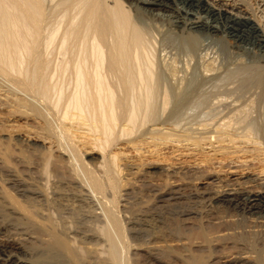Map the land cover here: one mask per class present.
<instances>
[{
  "label": "bare ground",
  "instance_id": "obj_1",
  "mask_svg": "<svg viewBox=\"0 0 264 264\" xmlns=\"http://www.w3.org/2000/svg\"><path fill=\"white\" fill-rule=\"evenodd\" d=\"M258 3L264 12V0H258ZM247 10L237 0H0V76L6 79L8 91L21 93L24 99H27L28 95L46 98L52 92L53 88L51 89L50 86H52L51 81L55 74L53 71L54 76L52 77L51 61L45 60L46 58L43 59L42 54L48 53L50 48L51 50L55 48L58 53L62 52L63 57L60 58L61 61L59 59V67H56L59 69V80L65 86H73L74 95L71 92L73 97L65 95V104H61L65 106V112L60 114V118L61 120L64 117L70 118L69 113L71 112L74 117V112H77L76 115L79 113L83 116L82 119L89 115V118L87 117L90 122L89 127H91L89 129L96 134L99 133L104 138L102 139L103 142L99 139L103 143L100 147L102 150L103 148L107 149L119 139L115 138V127L120 122L130 127L128 131L130 135L131 132L146 126L145 124L148 122L154 125L168 126L170 123L174 124L182 114L186 116L187 111L192 107L191 104L196 103L198 92L206 80H209L215 72L214 63L213 65L206 63V65H201V69L192 70L190 74L192 78L185 80L183 77V79H178L183 74L178 78L177 75L189 70L187 61L186 64L184 62L186 67L180 69L176 61L169 62L167 59L168 64L166 63L164 67L162 65L153 67L152 64L154 63H148L147 58L148 53L153 51L149 45L150 35H153V33L150 34L151 30H157L160 33L163 50L174 51V56L184 57L189 63L198 59L206 47L203 46L205 41H213L215 44L217 42L219 46L216 48L217 45H213L218 50L217 55L219 54L223 62L232 64L239 56H252L250 52L252 49H247L244 44L264 49V18L263 21L256 22ZM164 23L168 27L167 30L163 32V27L159 31L160 26H164ZM57 51H55L56 54H58ZM21 52L30 56L27 61V64L32 68V73H29L32 74L30 77L26 76L27 74L19 77L20 72L19 76H13L14 72L13 75L11 74V69L15 65L12 63L15 57L11 61V55L13 57V55ZM205 52L207 54L206 49ZM47 55L51 56L49 53ZM61 55L58 56L61 57ZM174 58L172 57L173 60H176ZM201 59L203 58L201 57ZM259 62L264 63V61ZM236 63L240 64V60ZM261 68L256 64L250 70L254 72L253 77L264 92V73ZM61 91L63 94L62 89ZM159 96H162L160 107L157 106L159 102H156ZM61 101L59 100V102ZM235 106L231 103L225 104L224 107L229 109L228 112H234ZM69 108L74 109V112L68 111ZM83 112L86 116L83 115ZM232 114L224 115L215 124L213 130L204 129L202 133L197 131L196 134L199 135L193 131L186 132L181 136L169 133L152 135L163 141L172 137L179 141H191L194 145L199 146L202 141L213 138L217 143L222 144L228 137L239 134L249 137L256 131L255 133H258L259 138L264 142V133L262 132L264 129L260 125L255 123L251 126L249 124L241 125L243 121L237 122L238 117L237 121H234L236 119H233L232 116L234 115ZM79 116L78 120L81 118ZM91 123L95 125L91 126ZM211 124L210 122L209 125L212 126ZM207 126L203 127L206 128ZM3 132V130L0 131V234L4 238H2L3 241H0V264H85V256L82 257L79 254L74 242L78 241L76 238L81 234L84 239L82 237L78 239H83L84 243L92 245L93 234L90 233V227L87 226L85 230L81 229L80 232V227H77L80 220H76L75 208L74 210L73 208L70 209V206L68 207L65 202L73 199L74 203H91V198L87 193L90 192L91 195L95 188L100 191L99 182L91 174L92 170L90 172L86 163L81 162L83 164L82 171H85L86 178L82 176L85 181L81 180L83 182L80 183L74 176L77 169L72 162H68L69 164L72 163L71 166H63L62 164L60 166V164L48 162L47 168L51 169L54 177L49 180V183H46V185L50 184L51 187L49 185L50 188L44 187V189L42 187L43 180L41 181L39 176L40 172H37L40 163L35 161L41 155L39 149L30 148L23 137L19 136L20 134L7 136V133L3 134ZM194 135L197 137H193ZM5 136H7L6 139ZM228 142L233 141L230 138ZM61 144L63 145V143ZM100 147L98 150L101 149ZM59 151L60 155L67 159L70 158L72 161L79 157L72 149ZM66 173L74 175L66 176ZM77 174L79 175V173ZM146 174H150V172ZM213 177L214 175L208 173L199 176L197 179L202 182ZM38 180L41 182L39 183ZM64 184L70 186L69 189L72 188V190L77 187L79 190H83L86 187L88 192L82 191L80 195L78 191L79 195L73 194L69 192L72 190H66L68 186L66 189L61 188ZM227 186L220 189L218 187L219 190L214 191H200L196 188L190 190L189 194L187 192L188 195L186 196L185 193H181L179 187H169L162 191L154 190V197L156 203L166 204V207L173 205L172 208L180 204L181 200L188 199L189 201L191 199L197 205H203L202 207L205 209L204 218L206 219L211 218V213L217 207H221L220 209L225 210V212L229 210L240 212L238 214L240 217L264 218V189L253 190V188H229ZM72 201H68V203L70 204ZM189 204L191 205L190 202ZM93 205L94 202L91 206L93 207ZM180 206L178 209L183 207L180 208ZM107 208L106 210H108ZM199 210L197 211L195 208L177 210L181 217L197 220L198 223L193 224V226L197 229L196 236L202 243L197 248L198 252H202L199 253L201 256L189 254L191 257L186 258V264H206L218 258H227V256L215 257L217 254L214 256L213 253L216 249L214 250L213 247L218 244V239H214L217 243L213 245L215 241L211 242L209 238L211 230L218 231L217 228H220V225L210 226L204 222L206 223L204 226L205 224L202 222L203 212ZM104 211L103 213H105ZM67 214H72L74 223H77L76 226H70L71 223L67 220L70 218L64 216ZM108 214L107 212L104 216L106 218L114 217ZM112 214L114 213L112 212ZM92 215L94 216V214ZM89 218L92 219V217ZM112 220L113 223H111L115 226V231L120 234L121 224L120 227L118 225L120 222L115 219ZM83 221L86 220L83 219ZM81 224L83 225V223ZM230 229L232 227L225 230ZM132 230L139 233V230L136 231L135 228ZM174 231L175 235L180 234V231ZM211 235L213 234L211 233ZM223 241L225 240L219 242L223 243ZM222 250L219 249V251ZM204 252L209 254L208 258L202 255ZM86 254L89 256L90 252L87 250ZM240 255L236 251L231 260L221 261L220 264H264L251 262Z\"/></svg>",
  "mask_w": 264,
  "mask_h": 264
},
{
  "label": "rangeland",
  "instance_id": "obj_2",
  "mask_svg": "<svg viewBox=\"0 0 264 264\" xmlns=\"http://www.w3.org/2000/svg\"><path fill=\"white\" fill-rule=\"evenodd\" d=\"M237 1H239L246 10L248 9L247 12L256 22L263 21L264 12H262L258 0ZM163 27H166V29ZM161 28H163L162 31L165 32L168 27L164 23V26H160L159 31H161ZM151 31L150 34L153 33V35H150L149 45H151L153 51L149 48V51L151 52L148 53L147 58L149 60L148 63H154L152 64L153 67L161 65L164 67L166 63L168 64V61H176L180 69L184 68V66L186 67L185 64L188 62L189 70L185 72L186 74L180 73L179 75L178 73L177 78L182 74H185L178 79L184 78L185 80H189L192 78L190 75L192 70H199L201 69L200 67L206 65V63L210 65H213L214 63L215 72L209 80H206L200 89V92H198L196 103H192V107L187 111L186 116L185 114H182L174 124L170 123L168 126H161L148 122L145 124L146 126H143L140 130L131 132L129 135L128 131L130 130V127L127 124L120 122L115 127V134L117 135H115V138L117 137L119 139L110 148H103L102 150V147L100 146H102L103 143H101V141L103 142L104 140L102 139L104 138H102L99 133L96 134V132L90 130V122L87 120L89 115L86 116L83 112V115L85 114L86 116V118L84 117L87 120L86 121L85 119H82L83 116L79 113L76 115L77 112L75 113L73 111L74 109H71V107L68 111H73L75 117L71 114L72 112L69 113V115L73 117L74 120H78V116L80 115L79 117H81L80 120L82 119V121H74L71 117H67L66 119L64 116H62L64 117L62 120L60 118V114L62 115L65 112V106L61 105L65 104V95L73 97L74 88L73 86L69 87L63 85L59 80V69L57 68L59 67L58 63L60 64L59 59H62L63 55H61L62 52L58 53V51L52 47V50L51 48L49 49L51 52H49V50L47 51L51 56H48V53H45V55L44 53L42 54L43 59L46 58L45 60L51 61L50 71H52L51 74H53V71L55 74V76L54 74L52 75V77H54L51 81L52 86H50L51 89H55L51 90L52 92L49 93L48 97L41 98L28 95V98L24 99L21 93L18 94L8 91L9 87H7V84L5 83L6 79H3L0 76V131L3 130V134L7 133V136L20 134L19 136L23 137L25 143L27 145L29 144L30 148L36 150L39 149L38 151H40L41 155H39L35 161L40 163L37 172H40V174H38L41 177L40 180H43V188H50L51 185L49 184V187L46 183H49V180H52L54 177L51 169L47 168L48 162H54L60 164V166H67L73 163V166L76 165L75 169H77V171L76 175H71L76 176L80 183L85 181L82 176L86 175L84 174L85 171H82L83 164H81V162L86 163L90 172L92 170V176L97 179V182H99L100 185V191L95 188V191L91 193L93 197L90 195V192L87 193L88 189H86L85 186L83 190H79L78 187L72 190V188L69 189L70 186H65V184L64 186H61L62 189H66L68 186L66 190H72L69 192H72L73 194L77 193V195H79V192L81 195L82 191H84V193L89 194L91 198V203H79L77 201V203H74L75 201H72L73 199L68 200L69 202L72 201L71 203L73 207L68 201L65 202L68 207L70 206V209L73 208L74 210L75 208L74 214H76V220L81 221H78L79 225L76 223L77 227H80V232L82 231L81 229L85 230L87 226L88 228L90 227V233L93 234L92 245L90 244L91 246L89 244L88 246L86 242L84 243V241H82L84 238L81 234L76 238L78 243L74 242L79 254H81L82 257H86H84V260L86 259V261H84L85 264L87 262L88 264H186V258L191 257V255L201 256L199 253L202 252H198L197 248L202 243L198 236H196L197 229L193 226V224L198 222L197 220L188 219V217H181L179 211H181L182 208H195L197 211L200 209L199 211L201 212L202 210L203 212V220L201 219L203 223L206 222L210 226L220 225V228H217L218 231L211 230L213 235L209 232V228L208 234L210 233L209 238L211 242L218 239V244L213 247L214 250L216 249L215 253H213L214 256L217 254L215 257L221 258L227 256V258H218L217 260H212L206 264H220L221 261H229L235 256L236 251L239 252V255L241 254L240 256H242V258H247L246 260H250L251 262L255 261L256 263H264V218L247 216L240 217V215H238L240 212L237 213V211H234V213L232 210L225 212V210L220 209L221 207H217L214 209V212L211 213V218H207V220L204 218L205 209L202 207L203 205H197L191 199L192 202L190 200L188 201V199L181 200V202H179L180 204H177V206L175 205L172 208L173 205L171 207H166V204L156 203L154 197V190L162 191L169 187H179L181 193H185V196L190 193V190L192 191L196 188L200 189V191H214L219 190L226 185H228L227 187L229 188H253V190L264 189V142L259 138V134L255 133L256 131H254L253 135L249 137L239 134L238 136L236 135L226 138L227 141L225 140L222 144L217 143L213 138L211 140L202 141L199 146L194 145L191 141H179L177 138L172 137L167 141H163L152 135L156 133H169L181 136L189 131H193L196 134L197 131H199L198 133H202L204 129L213 130L215 124L223 118L224 115L232 114L233 111L228 112L229 109L224 107L225 104L231 103L234 106L237 103L235 106L236 110H234L232 114L234 115L232 116L233 119H236L234 121H237L238 117L237 122H245V124L242 122L241 125L249 124L251 126L255 123L264 129V92L254 79V72L250 70L257 64L262 67L261 69L264 73V63L259 62L264 61V49L258 46L244 44V47L247 49H252L251 51L249 50L252 56L238 55L239 57L236 56L237 59L234 63L228 64L222 61L219 54L217 55L218 50L216 48H219L217 42L215 44L213 41H205L203 46H206L205 49L207 54H205V49H203L199 56L200 58L198 57L196 61L189 63L184 57L177 55L174 56V51L163 50L160 42V33L157 30ZM214 44L215 46L217 45L216 48L213 46ZM55 51H57L58 54H56ZM59 54L61 57L58 56ZM14 57L15 59L13 60ZM172 57H176L174 58L176 60H173ZM201 57L203 59H201ZM11 58V61H14H12L13 65L15 64L13 66L14 69L13 67V70L11 69L12 75L14 72L13 76H19V72L21 74L19 77L22 75L24 76L25 74L29 77L32 75L29 74L32 73V68L27 64V61L30 58L29 55L27 56V54L21 52L13 55V57L11 55ZM238 59L240 60V64L236 63L239 62ZM15 68H18V72ZM61 89L63 90V94ZM68 93L69 95H67ZM202 95H204V98L202 97L203 101L201 99ZM161 97L162 96H159V98L157 97L159 100L156 99V102H159L158 104L156 103L159 107L161 106ZM59 100L61 102H59ZM249 101H251L250 104ZM48 106L50 108L52 107V109ZM247 106L250 107L248 108ZM251 108L253 109L251 110ZM61 111H63V113H61ZM243 115H245V117H243ZM210 122L212 123V126L209 125ZM93 125L95 124L91 123V126ZM203 126H207L208 128H204ZM262 132L264 133V130ZM7 136H5V139ZM193 137L197 136L194 135ZM230 138L234 143L228 142ZM88 142L91 143L89 144ZM61 143H63V145ZM96 146L101 149L98 150V147ZM62 148L64 150H74L77 157L79 156L77 158L78 160L76 159L77 161H72V159H67L60 155L59 150H63ZM68 162L72 163L69 164ZM147 172H150V174H146ZM77 173H79L80 176ZM208 173H211L214 177L203 180L202 182L197 179L199 176ZM71 175L66 173V176ZM40 180H38L39 183L41 182ZM81 180L83 181L81 182ZM92 201L94 202L93 207L91 206L93 204ZM179 205L183 207L181 208L180 206L181 209H178ZM89 206L92 208L90 209ZM106 207H108V210H106ZM175 207L177 208L175 209ZM102 210H106L109 213V216L112 215L114 217L106 218L105 216L107 212L104 211L105 213H103ZM112 212L114 214H112ZM92 214H94V216ZM64 216L70 218H67V220L71 223H69L71 227L72 225L73 227L76 226L72 214ZM89 217H92V219ZM83 219L87 222L83 221ZM112 219L120 222L118 223L119 227L121 224L120 234L115 231ZM81 223H83V225ZM206 223H204V226H206ZM229 227H232L233 230H225ZM132 228H135L136 231L139 230V233H136ZM172 229L178 230V232L180 231L179 233L181 235H175V231ZM215 231H217V233H215ZM170 232H173L174 234H171ZM80 237L83 239H78ZM2 238L4 237L0 234V241H3ZM220 240L225 241L221 243L219 242ZM215 243L217 242L215 241L213 245ZM252 248H254V250H252ZM219 249L225 250L219 251ZM241 249L243 251H240ZM87 250L90 252L89 256L91 257L86 254ZM202 255L209 257V254L206 252Z\"/></svg>",
  "mask_w": 264,
  "mask_h": 264
}]
</instances>
